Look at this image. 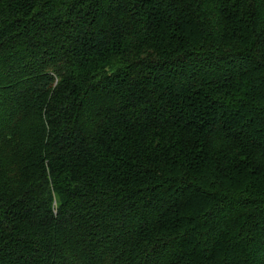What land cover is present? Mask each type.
<instances>
[{
	"label": "trees",
	"instance_id": "obj_1",
	"mask_svg": "<svg viewBox=\"0 0 264 264\" xmlns=\"http://www.w3.org/2000/svg\"><path fill=\"white\" fill-rule=\"evenodd\" d=\"M0 264H264V0H0Z\"/></svg>",
	"mask_w": 264,
	"mask_h": 264
}]
</instances>
